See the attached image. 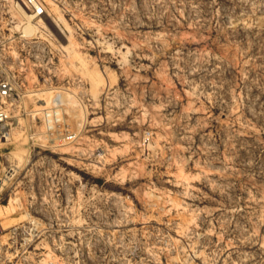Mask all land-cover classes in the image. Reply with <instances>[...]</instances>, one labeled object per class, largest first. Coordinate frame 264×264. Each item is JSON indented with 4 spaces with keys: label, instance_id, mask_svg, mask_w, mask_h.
<instances>
[{
    "label": "rangeland",
    "instance_id": "obj_1",
    "mask_svg": "<svg viewBox=\"0 0 264 264\" xmlns=\"http://www.w3.org/2000/svg\"><path fill=\"white\" fill-rule=\"evenodd\" d=\"M39 1L0 0V264H264V0Z\"/></svg>",
    "mask_w": 264,
    "mask_h": 264
},
{
    "label": "built area",
    "instance_id": "obj_2",
    "mask_svg": "<svg viewBox=\"0 0 264 264\" xmlns=\"http://www.w3.org/2000/svg\"><path fill=\"white\" fill-rule=\"evenodd\" d=\"M25 2L35 16H39L44 13L43 5L39 0H25ZM13 94L14 87L11 81L5 77H0V139L6 137L8 134V105L9 100L13 97ZM47 115L50 116L51 113H48Z\"/></svg>",
    "mask_w": 264,
    "mask_h": 264
},
{
    "label": "bare ground",
    "instance_id": "obj_3",
    "mask_svg": "<svg viewBox=\"0 0 264 264\" xmlns=\"http://www.w3.org/2000/svg\"><path fill=\"white\" fill-rule=\"evenodd\" d=\"M17 5L19 7L20 17L22 20H24L22 30L25 34H31L35 30L33 24V18L35 17V14L26 11L21 5H19V3H17Z\"/></svg>",
    "mask_w": 264,
    "mask_h": 264
}]
</instances>
